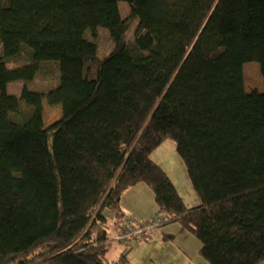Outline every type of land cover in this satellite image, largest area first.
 <instances>
[{"label":"trees","instance_id":"trees-1","mask_svg":"<svg viewBox=\"0 0 264 264\" xmlns=\"http://www.w3.org/2000/svg\"><path fill=\"white\" fill-rule=\"evenodd\" d=\"M119 1L0 0V264H129L107 261L106 225L134 218L120 197L137 183L157 205L147 220L167 215L208 264H257L264 92L243 64L264 81V0H123L124 17ZM50 63L61 117L39 127L8 87ZM168 137L200 203L150 157Z\"/></svg>","mask_w":264,"mask_h":264},{"label":"rangeland","instance_id":"rangeland-1","mask_svg":"<svg viewBox=\"0 0 264 264\" xmlns=\"http://www.w3.org/2000/svg\"><path fill=\"white\" fill-rule=\"evenodd\" d=\"M118 3L121 15L124 17L129 12V6L127 2L123 0H120ZM135 24L136 23L131 25L132 27H130L131 29L126 37H130ZM25 53L26 52H20L16 56L9 58L6 62L7 66L15 68L24 64V59L26 57ZM56 76L57 69L55 68V65L50 63L49 65H41V69L31 81L16 80L9 83L8 90L10 93L16 94L20 98L24 99L28 104L33 105L35 109V122L39 127H47L49 124L61 117L60 105H49L45 97L47 87L55 82L54 80L56 79ZM243 78L244 86L247 91L259 90L260 92H264V81L257 62L250 61L243 64ZM56 84L57 83H54L52 86H55ZM150 157L161 165L167 172L178 193L183 197L186 205H195L194 201H196V198L200 200L190 182L185 164L177 152L176 142L174 139L170 137L164 139L150 154ZM147 190L149 191H132V187H130L124 194L127 196V194L132 193L133 195L139 196L140 200H142V206L145 212H148L150 210V192L152 193V190L149 187H147ZM129 203L135 206V201L130 199ZM147 217H150V214ZM106 228L108 234L106 258L107 261L112 262L120 256L118 249L122 246V244L118 240L114 239V227L112 226L111 221L107 223ZM154 235H156V233ZM151 262L153 264H164L163 256L159 257L157 262H154V260ZM149 263V259L146 261L142 258L139 262H137V264Z\"/></svg>","mask_w":264,"mask_h":264},{"label":"crops","instance_id":"crops-1","mask_svg":"<svg viewBox=\"0 0 264 264\" xmlns=\"http://www.w3.org/2000/svg\"><path fill=\"white\" fill-rule=\"evenodd\" d=\"M143 185L145 184H135L132 187V191H149L147 186ZM124 193L120 197V205L124 213L123 217L132 216L137 219L134 221L142 223L152 217L157 211V205L151 192L150 210L148 212H145L139 196L132 193L126 196ZM130 199L135 201V206L129 203ZM194 202L197 204L200 200L196 198ZM149 214L150 217H147ZM108 221H111L114 227L113 236L116 237L120 233L122 223L126 220ZM155 233L156 235H154ZM121 244L122 246L119 249V246L117 247L119 255L124 254L129 264H137L141 258L146 261L149 259V264H153L151 261L157 262V259L161 256H163L164 264H208L207 260L199 252L198 240L179 224L169 222V220L158 224L146 236L131 237L127 243ZM257 264H264V260L257 262Z\"/></svg>","mask_w":264,"mask_h":264},{"label":"built area","instance_id":"built-area-1","mask_svg":"<svg viewBox=\"0 0 264 264\" xmlns=\"http://www.w3.org/2000/svg\"><path fill=\"white\" fill-rule=\"evenodd\" d=\"M168 217L165 214H162L153 220H146L142 223H137L133 218H126L120 229V233L115 237L120 243H127L131 237H144L149 231H151L158 224L166 221Z\"/></svg>","mask_w":264,"mask_h":264}]
</instances>
